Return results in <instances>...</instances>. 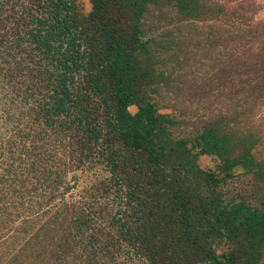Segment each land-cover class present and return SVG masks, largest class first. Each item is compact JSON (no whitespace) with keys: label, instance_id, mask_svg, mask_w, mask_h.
Wrapping results in <instances>:
<instances>
[{"label":"trees","instance_id":"obj_1","mask_svg":"<svg viewBox=\"0 0 264 264\" xmlns=\"http://www.w3.org/2000/svg\"><path fill=\"white\" fill-rule=\"evenodd\" d=\"M90 3L0 0V264H264V201L221 189L251 150L232 158L229 134L182 135L160 112L148 17L167 3L202 22L201 0Z\"/></svg>","mask_w":264,"mask_h":264},{"label":"rangeland","instance_id":"obj_2","mask_svg":"<svg viewBox=\"0 0 264 264\" xmlns=\"http://www.w3.org/2000/svg\"><path fill=\"white\" fill-rule=\"evenodd\" d=\"M75 1L84 15L92 11L90 0ZM200 8L207 15L202 22L167 3L148 17L164 42L161 70L168 85L160 112L179 118L182 135L211 127L229 134L236 143L232 158L250 149L253 167L235 166L221 189L228 200L256 206L264 201V0H201ZM224 163L216 155L199 156L200 166L219 177ZM95 179L84 173L81 187Z\"/></svg>","mask_w":264,"mask_h":264}]
</instances>
